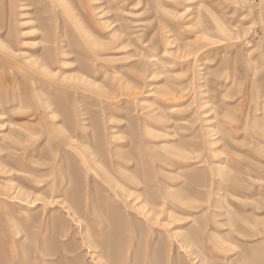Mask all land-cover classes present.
Returning <instances> with one entry per match:
<instances>
[{
  "label": "rangeland",
  "instance_id": "374dc122",
  "mask_svg": "<svg viewBox=\"0 0 264 264\" xmlns=\"http://www.w3.org/2000/svg\"><path fill=\"white\" fill-rule=\"evenodd\" d=\"M0 264H264V0H0Z\"/></svg>",
  "mask_w": 264,
  "mask_h": 264
}]
</instances>
